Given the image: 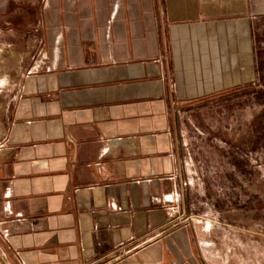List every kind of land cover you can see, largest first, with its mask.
Returning <instances> with one entry per match:
<instances>
[{
	"label": "crops",
	"instance_id": "1",
	"mask_svg": "<svg viewBox=\"0 0 264 264\" xmlns=\"http://www.w3.org/2000/svg\"><path fill=\"white\" fill-rule=\"evenodd\" d=\"M5 3L41 60L0 84V264H264L263 230L171 201L173 105L257 81L264 0Z\"/></svg>",
	"mask_w": 264,
	"mask_h": 264
},
{
	"label": "rangeland",
	"instance_id": "2",
	"mask_svg": "<svg viewBox=\"0 0 264 264\" xmlns=\"http://www.w3.org/2000/svg\"><path fill=\"white\" fill-rule=\"evenodd\" d=\"M7 3L0 0V9ZM31 12L26 9L25 19ZM6 28L0 25V84L15 85L17 63L22 62L21 72L23 65L31 72L41 58H33L31 26L17 27L25 31L17 40L11 38L16 32ZM254 45L258 68L254 84L185 107L173 105L178 191L171 201L177 209L183 199L187 217L202 224L232 221L264 231V40Z\"/></svg>",
	"mask_w": 264,
	"mask_h": 264
}]
</instances>
